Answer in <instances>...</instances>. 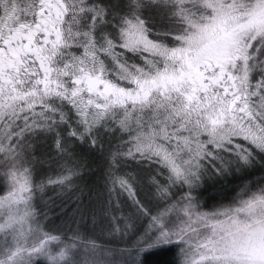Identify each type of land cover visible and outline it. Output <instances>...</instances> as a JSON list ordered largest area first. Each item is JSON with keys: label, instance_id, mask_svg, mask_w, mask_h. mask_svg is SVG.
Here are the masks:
<instances>
[{"label": "snow or ice", "instance_id": "snow-or-ice-1", "mask_svg": "<svg viewBox=\"0 0 264 264\" xmlns=\"http://www.w3.org/2000/svg\"><path fill=\"white\" fill-rule=\"evenodd\" d=\"M0 264H264V0H0Z\"/></svg>", "mask_w": 264, "mask_h": 264}, {"label": "rangeland", "instance_id": "rangeland-1", "mask_svg": "<svg viewBox=\"0 0 264 264\" xmlns=\"http://www.w3.org/2000/svg\"><path fill=\"white\" fill-rule=\"evenodd\" d=\"M100 162L98 160H94L92 162V167L93 169L95 168V165H98L97 168L99 167ZM46 171L49 172L51 174V179L55 180L56 179V175L58 172V169L55 167V165L53 164L52 167L47 168L46 167ZM216 187V185L214 184H206L203 188V191L201 193V195H205L207 197H211L213 196V189ZM60 192V186L59 185H55V186H50V190L48 191V196H53V193H57L59 194ZM68 203V201L66 199H64L63 196L61 195H56L55 197H53V204L55 206H50L51 208V215L48 217L47 223L49 225L50 228H56V227H67L68 225L65 223L66 218H67V214L71 212V206L68 208H65V205ZM74 206V205H73ZM175 250H173L172 253H174ZM161 254V253H158Z\"/></svg>", "mask_w": 264, "mask_h": 264}, {"label": "trees", "instance_id": "trees-1", "mask_svg": "<svg viewBox=\"0 0 264 264\" xmlns=\"http://www.w3.org/2000/svg\"><path fill=\"white\" fill-rule=\"evenodd\" d=\"M98 165H95L94 167V170H96V174L98 175V168H97ZM151 259L153 260H172L174 259V253L172 252H168V253H161V254H156L155 256L151 257Z\"/></svg>", "mask_w": 264, "mask_h": 264}]
</instances>
